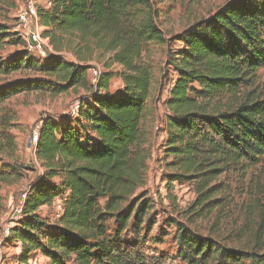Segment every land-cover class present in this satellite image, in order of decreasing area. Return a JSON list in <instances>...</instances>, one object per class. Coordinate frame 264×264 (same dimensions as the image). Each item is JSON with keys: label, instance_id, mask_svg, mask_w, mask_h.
<instances>
[{"label": "trees", "instance_id": "trees-1", "mask_svg": "<svg viewBox=\"0 0 264 264\" xmlns=\"http://www.w3.org/2000/svg\"><path fill=\"white\" fill-rule=\"evenodd\" d=\"M36 9L54 49L44 64L31 57L19 30L12 34L0 25V42L17 39L23 47L0 74L37 75L0 84V218L3 185L20 181L27 169L2 104L21 92L59 94L83 86L90 93L77 116L43 119L36 157L44 176L27 189L3 245L20 248L18 262L27 264L36 256L48 257L46 264H151L141 234L151 227V202L136 192L150 156L142 123L154 79L143 56L150 44L170 41L162 14L155 0H49ZM178 39L184 46L170 48L167 61L177 78L165 101L163 146L172 156L165 179L188 182L196 194L184 211L188 224L177 223L178 256L186 264H264V207L247 244L229 245L221 234L228 175H245L264 161V94L256 88L264 66V0H229ZM97 57L107 68H121H106L94 84L88 71ZM116 75L123 86L113 90ZM57 197L63 211L52 222L40 209ZM211 217L210 235L191 227Z\"/></svg>", "mask_w": 264, "mask_h": 264}, {"label": "rangeland", "instance_id": "rangeland-1", "mask_svg": "<svg viewBox=\"0 0 264 264\" xmlns=\"http://www.w3.org/2000/svg\"><path fill=\"white\" fill-rule=\"evenodd\" d=\"M49 0H0V25L7 28L12 34L19 30L25 37L31 30L40 35L41 40L36 46L28 47L31 57L44 64L48 61V54L54 53L49 38L43 33L46 27L40 25L34 18L27 26H18V16L30 3L39 6ZM229 0H155L160 12V26L166 33L168 44L152 43L144 53V61L150 64L154 71L153 89L149 98L142 129L146 132L150 156L147 160L144 184L138 188L136 195H144L151 202V210L146 220L151 219L150 229L142 231V245L145 254L151 264H186L178 256L177 223L188 224L184 211L196 197L194 188L185 181H173L168 183L165 174L169 171L166 161L172 160L167 156L163 142L166 137L165 121L167 109L165 101L169 97V89L172 87L177 74L173 67L168 65V53L179 50L184 46L179 41V34L196 23L197 21L212 15L221 5ZM172 38V40H171ZM176 38V39H175ZM17 39H5L0 42V67L6 65L8 57L22 50ZM69 59L76 60L71 52H63ZM88 78L96 83L101 71L107 67L104 61L94 58L90 62ZM121 67L113 65L110 70L117 71ZM38 74V73H36ZM36 77L34 71L25 70L9 75L0 74V84L10 82L22 77ZM256 88L264 94V66L257 70ZM123 86L119 76L111 81V89L118 90ZM89 89L83 86L71 88L68 91L53 94L50 91L21 92L6 100L1 114H8L13 117L8 130L15 136L17 141V156L19 162L26 166L25 176L13 184H5L2 187L4 207L0 218V241L3 237V229L7 223H12L15 210L24 203L23 194L31 187V184L39 182L44 176L45 167L36 157L34 145L29 137L36 124L43 123V119L53 117L60 120L66 115L77 116L71 112L73 107L80 103L82 98L89 96ZM8 159L7 157H5ZM259 165L249 170L245 175L230 173L227 178L229 187V199L225 208V218L221 228L223 242L232 246L247 244L248 231L257 226L260 218V211L264 207V165ZM135 195V196H136ZM58 197L54 205H43L40 209L50 221L56 222L60 213L57 207ZM148 220V221H149ZM214 218L208 220L200 219L194 222L191 227L200 234L210 235ZM112 223V221H110ZM145 224V223H144ZM247 224V228H246ZM213 229L217 228L215 223ZM214 236V234H211ZM126 239L135 240L134 236L128 234ZM0 264H27L18 262L20 248L8 245L1 246ZM40 264H44L42 256H38Z\"/></svg>", "mask_w": 264, "mask_h": 264}, {"label": "built area", "instance_id": "built-area-1", "mask_svg": "<svg viewBox=\"0 0 264 264\" xmlns=\"http://www.w3.org/2000/svg\"><path fill=\"white\" fill-rule=\"evenodd\" d=\"M33 18L35 20H37V22H38L36 6H35V4L30 3L29 6L25 10L20 12V14L18 16V20H19L18 26H22V25L27 26ZM26 39H27L31 48L33 46H36V42L39 43V40H41L40 35L37 34L34 30H31V32L28 33V35L26 36ZM79 108H80V103H77L73 107V110L71 112H73V114H77L79 112ZM41 128H42V123L36 124V126L32 129L30 137H29L30 142L34 145L35 153H36L37 143H38V140L40 138ZM26 195H27V192H25L23 194L24 200L26 198ZM56 205L60 211L59 214H61L63 211V201L58 200ZM22 211H23V203L21 206L16 208L14 217L17 219L18 216H20V214L22 213ZM10 229H11V226H6L3 229V237L0 241V249H1V246H2V243L4 242V240L10 235V231H11ZM0 260H1V250H0ZM29 264H40L39 257L36 256V257L32 258L29 261Z\"/></svg>", "mask_w": 264, "mask_h": 264}, {"label": "crops", "instance_id": "crops-1", "mask_svg": "<svg viewBox=\"0 0 264 264\" xmlns=\"http://www.w3.org/2000/svg\"><path fill=\"white\" fill-rule=\"evenodd\" d=\"M58 199H61L62 201H63V199H62V197H58ZM55 202V201H54ZM52 205H54V204H52ZM59 216V215H58ZM13 223H7V225H12ZM43 257V259H44V264H46L47 263V260H48V257H46V256H42Z\"/></svg>", "mask_w": 264, "mask_h": 264}]
</instances>
